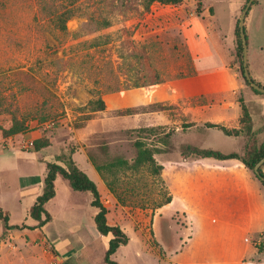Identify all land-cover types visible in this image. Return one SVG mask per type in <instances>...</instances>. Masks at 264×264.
Listing matches in <instances>:
<instances>
[{
  "label": "rangeland",
  "instance_id": "obj_1",
  "mask_svg": "<svg viewBox=\"0 0 264 264\" xmlns=\"http://www.w3.org/2000/svg\"><path fill=\"white\" fill-rule=\"evenodd\" d=\"M226 2L220 0L217 4L219 13ZM246 3L247 0L237 21ZM262 3L263 0H258L251 6L246 19L249 69L254 75L264 64ZM66 6L73 16L66 22V29L61 30L56 15ZM183 9L191 10L157 3L146 9L143 0H0V208L11 213L12 223L20 224L29 217L27 203L19 197L32 184L33 177L43 172L44 166L38 161L44 163L50 158L54 162L52 152H57L60 146L69 153L72 148L80 147V142L88 144L87 154L98 164L116 158L132 163L136 140L158 141V135L154 133H133V129L111 126V119L131 115L121 113L133 108L129 107L131 97L121 100L123 105L119 110L106 113L107 120L103 123L92 122L97 119L95 113L87 120V114L91 113L85 108L91 101L104 100L105 95L136 86L151 87L162 79L173 77L170 63L185 58ZM212 27L214 31L215 27ZM233 52V57H229L231 52L227 49L224 53L232 65L236 63L240 67V60ZM210 66L212 63L203 64L205 69ZM204 101L212 105L216 100L208 98ZM216 108L209 106L207 111L212 113ZM133 109L132 115L150 110L166 111L169 118L177 122L181 112L176 103ZM250 109L259 108L251 106ZM121 121L127 124L123 126L131 124L126 119ZM16 123L26 130L5 137L4 131ZM175 126L171 124L168 128ZM164 132L160 130L159 133ZM40 138L49 139L51 146L45 148L48 151L32 154L29 150L33 141ZM174 139L177 146L184 143L180 136ZM175 148L173 152L157 154V162L165 165L170 159L182 157L181 147ZM106 178L107 181L102 178L104 186L99 183L98 189L108 208V220L124 227L130 233L129 237L135 239L119 249L113 260L119 264H170L168 258H163V250L155 238L156 234L166 248L177 247L174 230L169 227L173 209L166 205L160 212L162 208H156L171 194L164 176L154 175L152 169L145 166L135 172L121 169L116 176L107 174ZM61 180L71 193H65L60 187L59 205L81 209L75 216L65 211L67 220L59 219V223L67 225L87 214L90 210L87 199L91 193L75 192L64 179ZM108 181L116 194L110 190ZM59 205L50 204V208L57 209ZM2 227L4 224L0 222ZM87 229L94 235L90 237L89 247L71 258L68 264H105L104 243L96 238L91 228ZM184 230L179 232L180 235Z\"/></svg>",
  "mask_w": 264,
  "mask_h": 264
},
{
  "label": "crops",
  "instance_id": "obj_2",
  "mask_svg": "<svg viewBox=\"0 0 264 264\" xmlns=\"http://www.w3.org/2000/svg\"><path fill=\"white\" fill-rule=\"evenodd\" d=\"M219 1L184 0L183 6L191 9L189 12L185 9L181 11L186 24L183 32L185 58L180 56L177 63H170L173 77L162 79L151 87L140 86L105 95L103 99L106 109L96 112L97 119L92 122L99 120L103 123L107 120L106 113L119 110L123 105L121 100L131 97L129 107L133 108L158 103L178 104L181 109L179 122L171 120L166 111L150 110L111 119L110 124L114 128L134 130L165 126L168 131H173L174 144L176 136L184 140L179 146L175 144L177 148L195 145L223 154H243L252 141L264 144V94L257 95L244 84L239 74L240 67L236 63L232 65L224 53L227 49L231 52L229 57H233L232 51L236 52V22L246 0H227L220 13L217 9ZM199 2L203 3L200 12L198 5L194 7ZM188 3L194 4L193 8ZM204 63H212V66L205 69ZM252 77L264 85V64L258 73H252ZM240 97L249 107L250 131L227 135L218 128L205 126L216 124L228 130H241L243 111ZM208 98H215V103L207 105L204 100ZM209 106L218 108L209 113ZM251 106L259 109L251 110ZM122 119L131 124L123 126L125 123ZM171 124L176 126L168 128ZM190 124L194 125L188 126ZM79 146L73 154L76 164L98 188L99 183L104 186L101 175L87 154L88 144L80 142ZM46 149L42 151H48ZM62 151L60 146L57 152H52L54 162L56 155ZM46 161L52 162V159L46 158ZM38 163L43 164V172L33 177L32 184L19 197L27 203L29 217L31 207L44 188L46 167L45 163ZM163 166L162 175L173 196L172 202L167 205L173 209L169 227L174 230L177 242L176 248H166L155 234L163 250V258H168L170 264H264V185L253 171L237 159L218 160L183 155L172 161L170 159ZM262 171L264 173V166ZM61 179L58 177L56 180L55 198L46 205L52 215L50 223L42 228H33L38 222L31 217L28 220V217L20 224L12 223L10 219V225L25 224L33 229L7 230L5 225L0 228V264H68L71 258L89 247L90 237L94 235L90 234L87 227L94 231L107 251L111 236L101 235L96 227L98 209L92 206V195L87 199L90 204L87 214H82L79 219L67 225L59 223V219L65 221L68 215L75 216L81 211L77 206L67 208L66 205H59V188H64L65 193H71ZM67 185L70 188L68 182ZM50 204L59 206L51 209ZM162 210L164 207L160 212ZM4 211L11 217L9 211ZM65 211H68V215H65ZM178 220L183 223H178ZM183 229L184 234L180 235ZM134 241L131 236L128 245ZM179 254V257L172 260Z\"/></svg>",
  "mask_w": 264,
  "mask_h": 264
},
{
  "label": "trees",
  "instance_id": "obj_3",
  "mask_svg": "<svg viewBox=\"0 0 264 264\" xmlns=\"http://www.w3.org/2000/svg\"><path fill=\"white\" fill-rule=\"evenodd\" d=\"M248 1V0H247ZM258 0H255L253 5L257 4ZM145 3V8L149 9L151 5L154 3H160L162 5H169L172 7H181L184 4V0H143ZM65 7V6H64ZM245 7V6H244ZM198 11H201V2L198 3ZM251 11V8L249 12ZM61 12V13H60ZM57 15V25L61 30L66 29V22L70 17H72V10L66 6L63 11H60ZM54 13V12H53ZM56 13V11H55ZM249 15V14H248ZM248 17V16H247ZM245 31L248 39L247 25H245ZM236 57L240 60V68L239 74L244 84L251 89V91L257 95H263L264 93L256 90L251 86V82L248 81L246 76L244 75V67H243V43L240 35L239 28V20L236 22ZM249 42V39H248ZM249 68V64H248ZM250 71V69H249ZM251 74V72H250ZM252 81L257 83L258 85L264 87V85L258 83L251 74ZM137 87V86H136ZM239 101L242 104L243 116L241 117V130H228L223 126L216 124H207L208 127L218 128L222 130L227 135H238L243 131H247L251 129V118L249 115V108L245 104V100L240 97ZM156 105V104H154ZM150 105V107L154 106ZM85 109H89L91 114H87V120H91L92 114L104 111L106 109V104L104 100L99 99L96 101H91ZM135 109H126L121 113L132 114ZM194 124H190L191 126ZM167 127L159 126L152 128H140L134 129L132 132H137L141 134H157L158 141L155 142H146L143 138L136 140L134 146L136 148V155L132 163L123 158H116L111 162L105 164H98L95 161H92L95 169L99 172L103 179L107 181L106 175H114L116 176L118 171L128 170V171H140L145 166H148L152 169V172L156 176H162L164 166L159 164L156 160L157 154L162 153H170L176 150L173 141L171 139L173 135V131L164 132ZM26 128L20 123L14 124L10 129L4 131L5 137H11L18 133L24 132ZM160 130L164 132V134L159 133ZM140 135V134H139ZM162 145V146H161ZM51 146V142L49 139H36L33 141V147L30 148V152H40L41 150ZM181 153L185 157H195V158H215L218 160H227V159H237L240 160L245 167L249 170L253 171L256 177L263 183L264 185V173L262 171V166L260 168V174L257 175L255 172L256 164L264 157V144H258L255 141H252L247 146L245 152L243 154L231 153V154H223L222 152L215 151L212 149H201L195 145H183L181 146ZM75 150L72 148L69 153L66 151H62L59 155L56 156V162H46V175L44 179V188L43 192L40 196H38L35 204L30 209V217L38 222L36 227L33 228H42L48 223L52 221V215L46 208V205L49 201L55 198L56 196V180L58 177H62L66 180L70 186V188L75 192L80 193H91L93 197L92 206L98 209V213L95 216V223L99 233L103 236H111L109 240V246L105 253L104 262L105 264H119L117 261L113 260V256L117 253L120 247L126 246L130 242V237L123 230V228L118 224H111L108 220V208L104 204L101 198L100 191L98 189L97 184L76 164L73 154ZM59 162L61 164H59ZM108 186L110 190L116 194V189L112 185L111 182L108 181ZM173 200V196L170 194L163 200L157 204V209H161L164 206L170 204ZM0 222L4 223L5 228L7 230L14 229H24L31 228L25 224L22 225H10V214L8 212L3 211L0 208Z\"/></svg>",
  "mask_w": 264,
  "mask_h": 264
},
{
  "label": "water",
  "instance_id": "obj_4",
  "mask_svg": "<svg viewBox=\"0 0 264 264\" xmlns=\"http://www.w3.org/2000/svg\"><path fill=\"white\" fill-rule=\"evenodd\" d=\"M255 0H248L245 7L242 10L241 16L239 18V28H240V35L243 43V67H244V75L251 82V86L254 87L256 90L264 93V87L258 85L257 83L252 81L251 74L248 68L249 64V48H248V39L247 34L245 31L246 19L249 14V10L254 3ZM264 165V157L256 164L255 172L257 175L260 174V168ZM264 180V179H263Z\"/></svg>",
  "mask_w": 264,
  "mask_h": 264
}]
</instances>
